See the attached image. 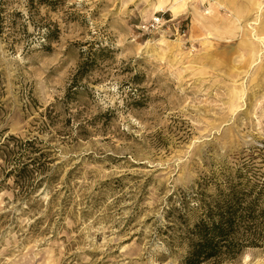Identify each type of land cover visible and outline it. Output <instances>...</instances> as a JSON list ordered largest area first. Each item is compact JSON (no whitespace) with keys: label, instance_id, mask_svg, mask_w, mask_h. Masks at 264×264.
Returning a JSON list of instances; mask_svg holds the SVG:
<instances>
[{"label":"rangeland","instance_id":"374dc122","mask_svg":"<svg viewBox=\"0 0 264 264\" xmlns=\"http://www.w3.org/2000/svg\"><path fill=\"white\" fill-rule=\"evenodd\" d=\"M231 193L201 264H264V0H0V264H182Z\"/></svg>","mask_w":264,"mask_h":264},{"label":"trees","instance_id":"16d2710c","mask_svg":"<svg viewBox=\"0 0 264 264\" xmlns=\"http://www.w3.org/2000/svg\"><path fill=\"white\" fill-rule=\"evenodd\" d=\"M89 58L81 64L75 79L89 68ZM75 80V82H76ZM254 204L242 205L234 193L217 205L215 213H207L206 218L194 224L191 231L190 247L182 264H201L206 260L223 255L233 257L242 247L256 244L251 237H237L236 229L252 221Z\"/></svg>","mask_w":264,"mask_h":264},{"label":"built area","instance_id":"2783aa9c","mask_svg":"<svg viewBox=\"0 0 264 264\" xmlns=\"http://www.w3.org/2000/svg\"><path fill=\"white\" fill-rule=\"evenodd\" d=\"M160 21V18L159 17H155L154 20H152L151 23L145 25V27L149 28L150 26H153L155 23L159 22Z\"/></svg>","mask_w":264,"mask_h":264},{"label":"bare ground","instance_id":"6f19581e","mask_svg":"<svg viewBox=\"0 0 264 264\" xmlns=\"http://www.w3.org/2000/svg\"><path fill=\"white\" fill-rule=\"evenodd\" d=\"M221 1H222V0H221ZM249 3H250V2H249ZM182 5H183V4H182ZM175 6H176V4H175ZM178 6H179V5L177 4V7H176V8H178ZM179 7H180V6H179ZM181 7H182V6H181ZM181 7H180V8H181ZM183 7H184V5H183ZM173 8H175V7L173 6ZM176 10H177V9H176ZM172 12H173V11H172ZM175 15H176V14H175ZM175 15H174V16H175ZM193 23H194V22H193Z\"/></svg>","mask_w":264,"mask_h":264}]
</instances>
